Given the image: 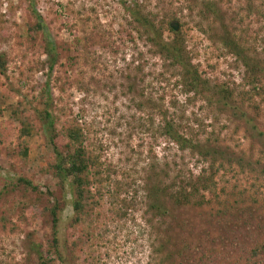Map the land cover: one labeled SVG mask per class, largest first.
I'll use <instances>...</instances> for the list:
<instances>
[{
	"label": "rangeland",
	"instance_id": "rangeland-1",
	"mask_svg": "<svg viewBox=\"0 0 264 264\" xmlns=\"http://www.w3.org/2000/svg\"><path fill=\"white\" fill-rule=\"evenodd\" d=\"M30 1L0 0V58L4 57L7 68L5 75L0 68V264H28L30 257L24 247L28 235L42 239L44 249L51 236L38 209L31 215L27 209L28 216H21L27 200L18 179L30 180L43 194L49 190L54 195L58 190L49 169L55 154L45 142L40 124L32 118L38 134L26 139L30 152L22 161L17 156L16 123L8 114L10 108L24 102L27 114L33 117L48 75L43 67V37L38 35L35 42L28 37V26L35 22L29 11ZM136 1L159 17L173 14L182 19L188 49L202 76L231 87L241 83L243 66L222 50L218 33L209 30L207 22L199 17L204 0ZM207 1L218 4L229 30L250 56L264 58V0ZM32 4L43 17L51 39L66 49L50 80L59 110V128L72 120L84 128L88 148L100 156L105 169L111 168L113 185L129 190L121 199L126 198L132 206L123 218L108 214L107 206L95 211L92 240L83 228L62 226L60 249L63 255L67 253L66 264H168L163 260L174 245L183 246L185 239H177L179 230H173L172 220L156 219L148 211L145 186L148 182L195 178L206 165L199 156L181 151L162 136L164 97L169 117H175L182 132L200 140L209 137L221 147L259 163L256 171L244 172L233 166L221 172L217 177L219 201L232 202L241 197L247 205L257 200L264 208V151L247 125L232 112L222 113L217 106L189 100L172 83H166L161 77L162 61L133 34L120 0H33ZM131 83L136 84L135 90L130 88ZM144 93H153L158 109L145 106ZM255 104L260 106L259 113L250 105H246L247 111L257 118L256 124L264 132V97L256 98ZM217 204L212 207L217 208ZM199 212L192 209L187 218L195 219ZM101 229L107 231L106 235L97 240ZM79 239L82 241L72 246ZM168 241L170 246L162 250L161 245ZM187 241L195 243L197 239L189 236Z\"/></svg>",
	"mask_w": 264,
	"mask_h": 264
},
{
	"label": "trees",
	"instance_id": "trees-1",
	"mask_svg": "<svg viewBox=\"0 0 264 264\" xmlns=\"http://www.w3.org/2000/svg\"><path fill=\"white\" fill-rule=\"evenodd\" d=\"M32 2L33 0L30 1L29 11L35 22L28 26V37L34 42L38 35L43 37L46 56L43 67L48 71L47 80L40 92V107L34 108L33 117L27 114L28 108L24 102L10 108L8 114L16 123L19 148L17 156L22 161L28 159L30 152L26 139H32L38 134L33 120L40 124L45 142L55 154V160L49 169L57 181L58 190L54 195L49 190L43 194L30 180L18 179V187H23V196L27 200V208L21 211V216L27 217L29 211L31 215L34 209H38L40 218L51 229L47 249H44L42 239L36 237V234L28 235L24 247L28 258L30 257L28 264H53L56 261L66 264L67 253L63 255L60 249L59 230L62 226L67 225L73 230L83 228L87 238L92 240L95 211L107 206L108 214L123 218L132 206L126 198L121 199L122 195L129 194V190L113 185L111 168L105 169L100 156H96L88 148L84 128L76 120L59 128V110L50 88V80L66 49L51 39L43 17ZM120 2L128 13L133 34L162 61V79L168 84L172 83L189 100H199L210 107L217 106L222 113L232 112L233 116L247 125V131L264 151V132L259 130L257 118L250 116L246 106L250 105L255 113L260 111L255 99L264 97V58L250 56L242 41L229 30L218 4L204 0L198 14L202 21L207 22L209 30L218 33L222 50L243 66L241 83L236 87L212 83L202 76L188 49L181 18L173 14L159 17L136 0ZM0 68L1 74L5 75L7 68L4 57L0 58ZM130 88L135 90L136 84L131 83ZM152 94L144 93L142 97L147 108L156 110L159 106ZM165 99L162 98V136L181 151H190L199 156L206 167L195 178L184 177L171 183L148 182L145 186L148 211L156 219H171L173 230H179L177 239H185L182 247L177 243L174 245L175 248L163 262L264 264V208L258 206L257 200L247 205L246 200L241 197L232 202H220L217 197V177L221 172L233 166L244 172L256 171L255 166L259 163L248 160L244 154L240 156L229 148L221 147L209 137L200 140L182 132L175 117H169ZM261 173L264 175V170ZM49 196L51 199L47 200ZM214 202L218 203L217 208L212 207ZM205 207L209 208L208 212L203 211ZM192 209H200L194 215L195 219L187 218ZM95 224L97 225V221ZM106 232L101 229L96 239H103ZM189 236L196 237L197 241L190 243L187 241ZM79 241L82 239L72 246L76 247ZM170 243L171 241L162 244L161 249H166ZM31 256L35 257L34 261H31Z\"/></svg>",
	"mask_w": 264,
	"mask_h": 264
}]
</instances>
